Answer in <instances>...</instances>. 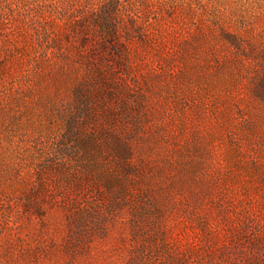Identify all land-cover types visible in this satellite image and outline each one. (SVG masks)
I'll list each match as a JSON object with an SVG mask.
<instances>
[{
	"label": "rangeland",
	"instance_id": "374dc122",
	"mask_svg": "<svg viewBox=\"0 0 264 264\" xmlns=\"http://www.w3.org/2000/svg\"><path fill=\"white\" fill-rule=\"evenodd\" d=\"M264 264V0H0V264Z\"/></svg>",
	"mask_w": 264,
	"mask_h": 264
},
{
	"label": "trees",
	"instance_id": "16d2710c",
	"mask_svg": "<svg viewBox=\"0 0 264 264\" xmlns=\"http://www.w3.org/2000/svg\"><path fill=\"white\" fill-rule=\"evenodd\" d=\"M129 264H133L132 261Z\"/></svg>",
	"mask_w": 264,
	"mask_h": 264
}]
</instances>
